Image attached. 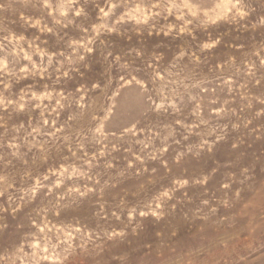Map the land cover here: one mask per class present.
Returning <instances> with one entry per match:
<instances>
[{"label": "rangeland", "instance_id": "rangeland-1", "mask_svg": "<svg viewBox=\"0 0 264 264\" xmlns=\"http://www.w3.org/2000/svg\"><path fill=\"white\" fill-rule=\"evenodd\" d=\"M0 264H264V0H0Z\"/></svg>", "mask_w": 264, "mask_h": 264}]
</instances>
